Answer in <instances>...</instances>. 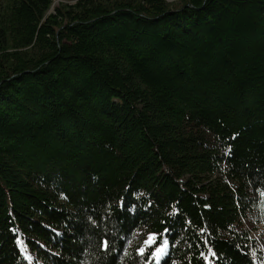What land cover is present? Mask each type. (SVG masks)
<instances>
[{
	"label": "trees",
	"instance_id": "1",
	"mask_svg": "<svg viewBox=\"0 0 264 264\" xmlns=\"http://www.w3.org/2000/svg\"><path fill=\"white\" fill-rule=\"evenodd\" d=\"M55 1L0 0V264H264V0Z\"/></svg>",
	"mask_w": 264,
	"mask_h": 264
},
{
	"label": "rangeland",
	"instance_id": "2",
	"mask_svg": "<svg viewBox=\"0 0 264 264\" xmlns=\"http://www.w3.org/2000/svg\"><path fill=\"white\" fill-rule=\"evenodd\" d=\"M61 2H63V0H56L54 6H55V7H56V6H59ZM261 230H262V225H259V230L253 232L252 236H253L254 238H257L258 235L261 233Z\"/></svg>",
	"mask_w": 264,
	"mask_h": 264
}]
</instances>
